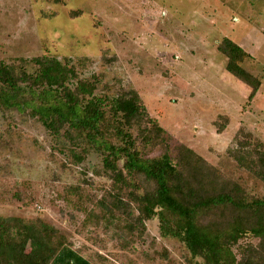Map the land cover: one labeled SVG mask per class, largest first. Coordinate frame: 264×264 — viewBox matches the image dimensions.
Returning <instances> with one entry per match:
<instances>
[{
  "label": "rangeland",
  "instance_id": "rangeland-1",
  "mask_svg": "<svg viewBox=\"0 0 264 264\" xmlns=\"http://www.w3.org/2000/svg\"><path fill=\"white\" fill-rule=\"evenodd\" d=\"M224 37L249 53L243 66L261 79L252 100L226 70ZM42 55L69 60L79 78L97 77V93L137 91L173 156L186 145L264 195V183L229 153L241 130L264 142V0H0V61ZM102 159L93 149L73 162L37 118L0 107V216L47 221L95 264H195L181 241L161 236L157 218L132 240L135 252L114 225L97 224L90 210L110 184Z\"/></svg>",
  "mask_w": 264,
  "mask_h": 264
},
{
  "label": "trees",
  "instance_id": "trees-1",
  "mask_svg": "<svg viewBox=\"0 0 264 264\" xmlns=\"http://www.w3.org/2000/svg\"><path fill=\"white\" fill-rule=\"evenodd\" d=\"M218 50L226 70L251 88L252 100L262 82L243 66L249 53L228 37ZM20 60L0 61V107L37 118L73 162L93 149L102 154L110 184L90 216L98 225H114L121 246L135 252L132 240L157 218L161 236L181 241L195 264H264V195L249 192L186 145L173 156L164 128L137 91L97 93V77L79 78L69 60L55 56ZM227 124L225 117L219 129ZM240 133L244 138L229 153L264 183V142ZM155 143L162 145L159 155L142 150ZM0 264L95 263L41 218L0 216Z\"/></svg>",
  "mask_w": 264,
  "mask_h": 264
}]
</instances>
